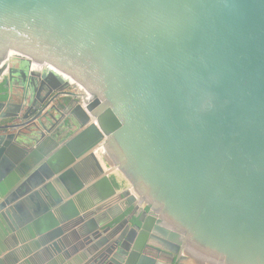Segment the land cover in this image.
<instances>
[{"label":"water","instance_id":"water-1","mask_svg":"<svg viewBox=\"0 0 264 264\" xmlns=\"http://www.w3.org/2000/svg\"><path fill=\"white\" fill-rule=\"evenodd\" d=\"M11 54L50 67L53 87L82 88L91 123L28 183L76 178L102 144L160 220L164 251L264 264V0H0V78ZM15 138L0 143V176L11 152L39 157ZM46 210L38 232L57 224ZM149 233L133 258L154 264ZM4 234L0 264H12Z\"/></svg>","mask_w":264,"mask_h":264},{"label":"flooded vegetation","instance_id":"flooded-vegetation-1","mask_svg":"<svg viewBox=\"0 0 264 264\" xmlns=\"http://www.w3.org/2000/svg\"><path fill=\"white\" fill-rule=\"evenodd\" d=\"M49 73L50 67L11 54L0 78V143L14 135L24 147L39 150L38 158L26 161L14 152L1 158L6 170L0 176V228L4 244L13 250L12 264H149L133 258L143 247L144 228L150 239L143 253L154 264H200L185 248L172 255L164 251L157 231L164 228L160 220L106 158L102 144L72 166L76 178L59 179L66 169L44 184L27 182L91 124L83 115L84 90L53 87ZM106 177L114 192L100 184ZM20 205L22 214L16 209ZM45 205L57 223L51 231H60L49 241L42 239L51 231L36 227L37 221L51 220Z\"/></svg>","mask_w":264,"mask_h":264}]
</instances>
